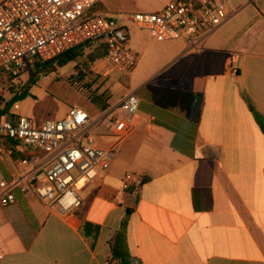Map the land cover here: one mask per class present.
Returning <instances> with one entry per match:
<instances>
[{"label": "crops", "instance_id": "1", "mask_svg": "<svg viewBox=\"0 0 264 264\" xmlns=\"http://www.w3.org/2000/svg\"><path fill=\"white\" fill-rule=\"evenodd\" d=\"M125 1L100 0L95 10L117 16ZM146 2L135 0V12H149ZM128 44L136 65L111 77L127 92H100L108 78L94 64L107 62L105 47L89 44L83 59L69 62L80 64L71 84L90 85L87 103L63 101L54 119L84 110L96 145L110 148L111 112L134 93L137 128L121 139L105 174L81 191L73 215L15 190V202L0 206V264H264V133L252 111L264 120V0H230L227 20L204 35L199 51L129 31ZM4 148L10 154L0 160V180L10 181L28 151L10 141ZM126 175L134 181L123 190Z\"/></svg>", "mask_w": 264, "mask_h": 264}, {"label": "built area", "instance_id": "2", "mask_svg": "<svg viewBox=\"0 0 264 264\" xmlns=\"http://www.w3.org/2000/svg\"><path fill=\"white\" fill-rule=\"evenodd\" d=\"M100 0H2L0 2V80L13 85L37 62L79 46L105 47V59L121 75H127L139 56L128 44V30L119 21L93 8ZM230 0H170L159 11L130 14L138 29L158 42L179 41L199 51L205 34L227 20ZM238 55L230 57L235 71ZM139 98L124 96L111 112L110 148L96 145L88 114L73 107L61 119L39 124L18 115V105L0 114V160L10 151L4 142L22 145L26 157L14 162L10 181L0 180V206L15 202L14 191L34 197L62 217L73 215L81 206L80 193L110 166L117 145L139 124ZM126 175L121 188L132 185ZM140 183V182H139ZM130 264H139L131 261Z\"/></svg>", "mask_w": 264, "mask_h": 264}, {"label": "rangeland", "instance_id": "3", "mask_svg": "<svg viewBox=\"0 0 264 264\" xmlns=\"http://www.w3.org/2000/svg\"><path fill=\"white\" fill-rule=\"evenodd\" d=\"M1 1L2 0H0V2ZM146 3L148 4V9L144 11L149 12L159 10L163 4L162 0H147ZM136 8L135 0H126L124 2V6L121 8V12L123 13L119 14L120 16L117 15L112 17L116 18L121 25L126 26L130 36H132L134 33H143L144 35H148L147 32L138 29L130 18V14H132V12L134 13L135 10H137ZM81 51H84V49ZM84 54L85 53L82 52V55ZM80 58L83 59V56ZM80 58H78V60ZM79 65L80 64H77L74 69L73 64L68 63L64 67L60 69L58 68L55 76L49 77L48 80H42L40 86L33 87L30 91V95L18 102L21 105V109L18 111V113L34 120H37V118L54 119L55 116L63 113L66 109L63 101L67 100L70 102V106L87 103L89 91L85 88H79V86L76 84H71L69 79L70 74L74 73L73 70L79 69ZM94 68L98 73L104 76L101 78H108L105 82V85L100 88L101 93L104 92L106 95L109 94L111 96H115V94H119L120 92L123 94L127 92L129 88L127 83L123 82V84L120 83L119 85L112 84L113 82L111 77L113 76L114 69L106 61L98 60L94 64ZM31 71L23 74V76H21L13 85H9L0 80L1 104L8 102L18 91L19 87L26 83ZM53 72H50L49 74ZM120 77L124 79V76ZM96 85L98 86V84ZM33 98H36L37 101L33 102Z\"/></svg>", "mask_w": 264, "mask_h": 264}, {"label": "trees", "instance_id": "4", "mask_svg": "<svg viewBox=\"0 0 264 264\" xmlns=\"http://www.w3.org/2000/svg\"><path fill=\"white\" fill-rule=\"evenodd\" d=\"M94 10H95V7L93 8V11ZM83 48H84V46L75 47V48H72L70 50H67V51L57 55L53 59L46 60L43 62H37L34 65L26 83L19 87L18 91L14 94V96L8 102H6L4 104H1V102H0V114L7 112L17 101H21L26 96H28V92H29L30 88L36 84L37 80L40 77H44V76L48 75L50 72H53L57 67H62L64 65L68 64L69 62L76 61V59L78 57L82 56L83 51H81V50ZM86 89L89 90L90 85H87ZM90 93H92V92L90 91ZM252 111H253L255 120L257 121L258 125L260 126V128L262 129V131L264 133V120L253 109H252ZM89 230H90V225L88 223H86L84 225L83 230H82L83 234L86 237L91 233ZM92 230H94V229H92ZM94 232H95V230H94ZM123 264H127V263L123 262Z\"/></svg>", "mask_w": 264, "mask_h": 264}]
</instances>
